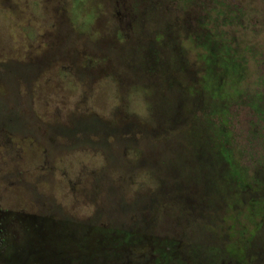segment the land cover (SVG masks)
<instances>
[{
  "label": "rangeland",
  "instance_id": "374dc122",
  "mask_svg": "<svg viewBox=\"0 0 264 264\" xmlns=\"http://www.w3.org/2000/svg\"><path fill=\"white\" fill-rule=\"evenodd\" d=\"M1 212L0 264H264V0H0Z\"/></svg>",
  "mask_w": 264,
  "mask_h": 264
},
{
  "label": "flooded vegetation",
  "instance_id": "af4514ba",
  "mask_svg": "<svg viewBox=\"0 0 264 264\" xmlns=\"http://www.w3.org/2000/svg\"><path fill=\"white\" fill-rule=\"evenodd\" d=\"M7 214H5L4 212H1V215H0V218H3L4 219V217L6 216ZM45 217V216H44ZM6 218V217H5ZM50 222H51V230H46L45 232L46 233H48L47 234V238L45 239V241H42V242H40L41 244H47L46 246H50V244L53 242V240L55 239V238H65V237H67L68 239H74V237L76 236V237H79V238H82V237H84L85 235H88V233H90L91 232V230L92 229H88V230H84V227L82 226V227H72V225H70L69 223H67V222H65L64 221V225L63 226H61V228L60 229H52L53 228V226H55L54 225V223H55V221H57L58 219H54V218H52V217H46ZM31 219H35L36 220V217L35 216H33ZM38 219H44V218H39L38 217ZM20 220L21 221H24V219L23 218H20ZM1 221V220H0ZM3 221V220H2ZM1 221V222H2ZM114 222H116V220L114 221ZM67 226H71L72 228L71 229H69V228H67ZM118 226H120V224H118ZM43 227V229H44V226H43V224H40V228H42ZM2 228H3V225H2ZM129 230H126V229H124V227L121 225L120 227H118V228H114V227H111V232L109 231V233H110V236H111V238H113V239H115L116 241H124L122 238H126V237H124V236H129V238H132L133 237V225L131 226H128L127 227ZM32 231H35V230H31V231H29V232H31V233H33V234H31V235H29L28 236V239L26 238V240H28V241H30L31 242V240H32V238L34 237V236H38V235H35V233L34 232H32ZM0 232H3L2 230H0ZM5 232V231H4ZM38 232H40V233H42V230H38ZM50 232H56V236H55V238H53L52 237V235H50L49 233ZM58 232V233H57ZM70 241V240H69ZM128 241V240H127ZM123 243H126V242H122L121 244H123ZM125 245H128V244H125ZM133 245V244H132ZM33 246L34 247H36V248H38L37 246V243L35 242V244H33ZM45 246V247H46ZM119 246V245H118ZM117 244L115 243V244H112V246H111V248H108L107 249V252H105V253H109V252H112L111 250H113V249H116L117 247ZM45 247H43V248H45ZM121 247V246H120ZM104 258V257H103ZM73 259H68L67 260V263H70V264H75V262H76V264H77V262H78V259H76L75 261H72ZM81 261H84V260H81ZM82 264H88V262H86V261H84V263H82Z\"/></svg>",
  "mask_w": 264,
  "mask_h": 264
}]
</instances>
